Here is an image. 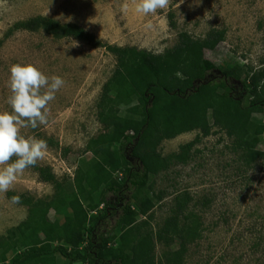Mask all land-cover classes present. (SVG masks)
<instances>
[{
  "label": "rangeland",
  "instance_id": "obj_1",
  "mask_svg": "<svg viewBox=\"0 0 264 264\" xmlns=\"http://www.w3.org/2000/svg\"><path fill=\"white\" fill-rule=\"evenodd\" d=\"M137 3L0 0V112H11L9 68L13 64L31 63L46 76H60L65 81L47 106L46 125L36 129L19 126L21 136L42 139L47 149L36 166L26 168L9 191L0 193V236L26 219L27 200L53 194V185L39 179L38 169H50L63 182L72 179L77 162L89 156L88 142L104 131L97 118V102L116 66V57L104 46L73 37L55 38L43 29H17L15 24L44 16L60 24H75L104 45L136 47L155 54L175 46L182 32L201 39L211 29H224V40L214 49L204 50V57L217 66L207 78L223 79L243 105L249 103L241 81L223 78L222 73L236 65L251 71L264 68V0H168L167 7L147 16L135 12ZM124 5L127 12L122 11ZM253 121L264 124V111L255 114ZM213 131L204 137L193 130L163 140L158 146L160 156L168 157L198 138L186 162L150 176V194L161 192L162 198L155 200L145 231L155 232L171 214L178 192L187 191L194 197L189 210L197 218L198 231L185 245L182 264H264V157L245 164L232 139L217 128ZM257 147L264 150V139ZM128 158L133 166L141 168L138 160ZM129 194L126 189L125 195ZM16 196L19 203L14 204L11 200ZM100 207L103 209V205ZM109 211L99 228L111 236L120 211ZM194 216L190 220L193 225ZM49 218H53L52 211ZM141 219L142 214L138 217ZM176 249V243L170 247L156 243L153 264L164 263L165 256Z\"/></svg>",
  "mask_w": 264,
  "mask_h": 264
},
{
  "label": "trees",
  "instance_id": "obj_2",
  "mask_svg": "<svg viewBox=\"0 0 264 264\" xmlns=\"http://www.w3.org/2000/svg\"><path fill=\"white\" fill-rule=\"evenodd\" d=\"M15 28L43 29L55 38L73 37L104 46L116 57V66L97 102L104 131L90 139L89 156L77 162L72 179L60 182L50 169H38L39 179L52 184L54 192L45 199L26 201V219L0 236V264H153L156 243L178 246L161 264H182L185 245L198 231L197 218L189 210L194 197L178 192L163 224L155 232L145 231L155 200L162 198L161 192L150 194L149 181L170 165L186 162L198 138L168 157H161L157 148L180 134L199 130L205 137L217 128L232 139L245 164L264 157V150L257 147L264 139V124L253 121L264 111V68L251 71L236 65L223 71V78L241 81L250 98L243 105L226 81L207 78L217 66L204 57V50L224 40V29H211L201 39L182 32L175 46L155 54L104 45L75 24L44 16L21 21ZM128 156L141 168L133 166ZM110 208L120 211L111 236L99 228ZM140 214L143 219L138 220Z\"/></svg>",
  "mask_w": 264,
  "mask_h": 264
},
{
  "label": "clouds",
  "instance_id": "obj_3",
  "mask_svg": "<svg viewBox=\"0 0 264 264\" xmlns=\"http://www.w3.org/2000/svg\"><path fill=\"white\" fill-rule=\"evenodd\" d=\"M167 5L168 0H138L135 12L147 16ZM127 10L128 6L124 5L122 11ZM9 74L11 112H0V193L9 191L18 175L43 159L46 141L21 136L19 126L30 125L36 129L46 125L47 106L65 84L60 76L48 77L34 64L26 62L13 64ZM13 157L16 159L12 160ZM11 202L19 203V197H12Z\"/></svg>",
  "mask_w": 264,
  "mask_h": 264
}]
</instances>
